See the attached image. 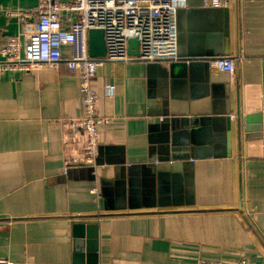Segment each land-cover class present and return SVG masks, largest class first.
I'll list each match as a JSON object with an SVG mask.
<instances>
[{
  "label": "crops",
  "instance_id": "0c3cea01",
  "mask_svg": "<svg viewBox=\"0 0 264 264\" xmlns=\"http://www.w3.org/2000/svg\"><path fill=\"white\" fill-rule=\"evenodd\" d=\"M173 1V39L152 61L96 69L110 120L97 125L94 167L65 169L85 143L62 124L82 114L77 72L62 60L0 74V259L71 264L83 224L97 264H264V0ZM0 5L30 13L37 0ZM36 30L1 15L0 51L19 35L29 56ZM218 58L233 71L215 69ZM79 238L86 254V228Z\"/></svg>",
  "mask_w": 264,
  "mask_h": 264
},
{
  "label": "built area",
  "instance_id": "2783aa9c",
  "mask_svg": "<svg viewBox=\"0 0 264 264\" xmlns=\"http://www.w3.org/2000/svg\"><path fill=\"white\" fill-rule=\"evenodd\" d=\"M203 4L208 7H227L229 0H204ZM176 11L177 4L173 0H71L68 3L37 0L35 10L30 13L0 5V16L16 17L20 21L33 19L37 25L34 33H28L32 45L29 56H20L19 35H12L8 39L0 51V74L9 70H51L62 60L69 71L78 73L82 114L65 119L62 124L75 129L73 136H77L80 129L85 143L81 155L67 161L65 169L73 165H96L99 145L97 125L110 120L98 114L97 95L91 86L97 67L105 61H152L155 57V46L168 45L173 39ZM68 14H75L76 20H69ZM92 29L102 33L104 57L89 56L88 31ZM129 38L138 41L137 56L127 53ZM64 46L70 47L66 58L62 56L61 49ZM213 66L218 71L232 72L234 62L229 58H218L213 61ZM108 91H112V86ZM92 191L96 193L97 189L93 188ZM0 264L8 262L0 259Z\"/></svg>",
  "mask_w": 264,
  "mask_h": 264
},
{
  "label": "water",
  "instance_id": "95a60500",
  "mask_svg": "<svg viewBox=\"0 0 264 264\" xmlns=\"http://www.w3.org/2000/svg\"><path fill=\"white\" fill-rule=\"evenodd\" d=\"M88 53L92 58L104 57L105 46L103 42L102 33L99 30L92 29L88 31ZM127 53L132 56L138 55V41L134 38H129L127 41ZM238 124L241 123V118L238 116ZM88 231V237H91L86 242V254L81 252L83 240L79 237L82 235L83 229ZM91 225L84 226L83 224H77L73 228L75 240L73 242V255L71 264H97L95 250L94 234H91Z\"/></svg>",
  "mask_w": 264,
  "mask_h": 264
}]
</instances>
